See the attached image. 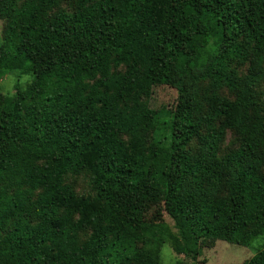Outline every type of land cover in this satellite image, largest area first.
Segmentation results:
<instances>
[{"label": "trees", "instance_id": "trees-1", "mask_svg": "<svg viewBox=\"0 0 264 264\" xmlns=\"http://www.w3.org/2000/svg\"><path fill=\"white\" fill-rule=\"evenodd\" d=\"M75 1L0 0V77L16 78L0 97V264H160L142 220L158 179L175 253L249 245L264 233V0ZM154 78L173 107L140 101ZM226 129L240 142L220 156ZM82 173L91 196L65 182Z\"/></svg>", "mask_w": 264, "mask_h": 264}, {"label": "rangeland", "instance_id": "rangeland-1", "mask_svg": "<svg viewBox=\"0 0 264 264\" xmlns=\"http://www.w3.org/2000/svg\"><path fill=\"white\" fill-rule=\"evenodd\" d=\"M76 1L74 0H60L58 9L65 12H72L75 9ZM20 5V3H19ZM57 9H54V13ZM5 21L0 20V44L3 37V29ZM205 57V52L202 53L201 58ZM198 64V61L196 62ZM236 74L238 77L244 76L248 71V63L242 65H234ZM263 76L255 86V100L257 106L262 112H264V55L262 57ZM125 71L124 65H119L116 68L111 67V73H123ZM16 78L13 75H6L0 77V97L10 96L15 93L14 84ZM22 87H25L30 79L26 76L20 80ZM92 77H86L83 81L86 87H90L94 83ZM221 95L228 98H232L233 94L227 90H221ZM176 91L172 88L168 79L154 78L151 83L149 93L147 95H141L140 101L143 102L150 109H169L176 103ZM149 135L146 134V142L148 143ZM125 141L129 140V136L123 137ZM238 135L231 129H226L222 142L219 145V155L223 156L226 153L236 149L239 145ZM196 145V143H195ZM195 147V146H194ZM264 172V171H263ZM158 179L155 184L152 185L150 191L151 200L144 204L142 220L146 224L149 230V234L146 235L145 240L148 244L154 245V238H159L162 244L157 249L158 261L160 264H243L250 259L259 250L264 248V233L254 238L249 245L241 246L237 244H230L223 241H210L204 244L201 249L200 256L195 260L184 258L181 254L174 252L172 247V241L169 235H174L175 229L173 222L166 215L164 211V203L162 200L161 189H159ZM66 184L70 185L76 194L82 196H91L94 194L91 186V176L88 173H82L77 176H68L65 180ZM81 241L85 239V235L81 234Z\"/></svg>", "mask_w": 264, "mask_h": 264}]
</instances>
